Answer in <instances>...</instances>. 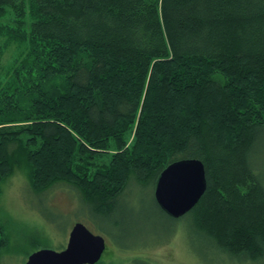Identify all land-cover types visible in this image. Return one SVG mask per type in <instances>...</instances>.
Instances as JSON below:
<instances>
[{
    "label": "trees",
    "instance_id": "obj_1",
    "mask_svg": "<svg viewBox=\"0 0 264 264\" xmlns=\"http://www.w3.org/2000/svg\"><path fill=\"white\" fill-rule=\"evenodd\" d=\"M263 141L264 0H0V197L22 170L34 194L74 189L109 233L131 193L200 160L195 208L174 219L155 199L150 221L264 264Z\"/></svg>",
    "mask_w": 264,
    "mask_h": 264
},
{
    "label": "rangeland",
    "instance_id": "obj_2",
    "mask_svg": "<svg viewBox=\"0 0 264 264\" xmlns=\"http://www.w3.org/2000/svg\"><path fill=\"white\" fill-rule=\"evenodd\" d=\"M258 154L264 172V141ZM131 195L134 198L125 200L120 215L122 227L107 228L106 233L82 209L74 189L59 185L45 194H34L26 173L16 171L3 185L0 197V240L3 233L8 239L0 264H26L40 250L62 251L76 223L105 238L107 251L100 264H231L209 252L205 258L196 254L182 227L174 237L169 236L167 219L156 216L150 221L156 213L154 186L137 197ZM169 237L173 238L167 242Z\"/></svg>",
    "mask_w": 264,
    "mask_h": 264
},
{
    "label": "water",
    "instance_id": "obj_3",
    "mask_svg": "<svg viewBox=\"0 0 264 264\" xmlns=\"http://www.w3.org/2000/svg\"><path fill=\"white\" fill-rule=\"evenodd\" d=\"M207 190L204 163L180 160L170 164L159 176L155 199L170 217L180 219L192 211ZM107 250L103 236L95 235L83 223H76L62 251L40 250L26 264H98Z\"/></svg>",
    "mask_w": 264,
    "mask_h": 264
},
{
    "label": "bare ground",
    "instance_id": "obj_4",
    "mask_svg": "<svg viewBox=\"0 0 264 264\" xmlns=\"http://www.w3.org/2000/svg\"><path fill=\"white\" fill-rule=\"evenodd\" d=\"M156 188V187H155Z\"/></svg>",
    "mask_w": 264,
    "mask_h": 264
}]
</instances>
